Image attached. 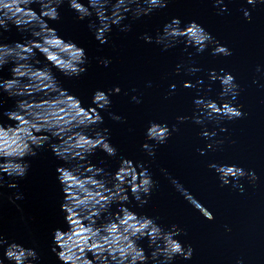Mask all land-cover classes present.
Listing matches in <instances>:
<instances>
[{"label":"water","instance_id":"95a60500","mask_svg":"<svg viewBox=\"0 0 264 264\" xmlns=\"http://www.w3.org/2000/svg\"><path fill=\"white\" fill-rule=\"evenodd\" d=\"M79 2L92 5L90 17L78 19L64 0L52 21L41 7L49 0H0V19L12 20L0 28V259L16 243L24 248L11 250V264H143L141 249L146 264H167L152 252L175 239L192 256L170 264H264V3L163 0L166 7L147 11V0L129 10V0ZM174 18L182 31L164 32ZM109 25L101 44L96 30ZM70 42L86 54L79 76L64 75L79 59ZM217 46L231 55H214ZM97 91L110 100L103 109L102 99L93 103ZM225 104L242 116L224 115ZM153 123L169 129L163 144L147 137ZM19 164L26 174L9 177ZM228 167L245 175L230 177ZM144 169L153 187L140 193L141 205L133 189ZM173 226L179 235L164 234Z\"/></svg>","mask_w":264,"mask_h":264},{"label":"clouds","instance_id":"9594fccd","mask_svg":"<svg viewBox=\"0 0 264 264\" xmlns=\"http://www.w3.org/2000/svg\"><path fill=\"white\" fill-rule=\"evenodd\" d=\"M25 2H29V0H25ZM67 2L69 4V7L73 11L78 13V19L83 20V19L91 16L90 8L92 7V5L85 6L84 4L79 2V0H67ZM134 2H136V0H129V2L127 4V9L128 10H129V5H131ZM217 2L218 3H223V0H217ZM256 2H257V0H247V3L250 4V5H255ZM260 2L264 3V0H260ZM62 3H64V0H56L55 7L52 6L51 0H49L48 4L41 3V7L42 8L48 9V11H46L44 13V15L47 16L49 20H52V21L58 20L59 19V13H58V11L56 9ZM147 3L149 4V8H148L147 11H151L152 9H155V8L166 7V3L163 2V0H147ZM5 6H7V5H5ZM225 10H226V8H222L221 9V11H225ZM140 14L141 13H136L137 16H139ZM144 14H147V12H144ZM31 15L33 17H35V13H31ZM244 16H245V18L250 19V13L247 10H244ZM8 21L12 22L11 17H8L7 15L3 19H0V28H3L5 31H8L9 30L8 29ZM117 25H119V24H117ZM172 25H176L177 26V30L178 31H182V30L179 29L180 20L178 18H174L171 21L170 24L165 26L164 32L168 28H170ZM190 25L196 26V27H198L200 29V31L205 35L206 43H214L215 42V41H213V38L210 36V34L206 33L201 26H199L195 22H191ZM89 27L92 28L93 25L90 23ZM110 28H111V25L106 27L104 30H101L100 27L97 28L96 34H95V38L97 40H99L101 44L107 42L106 38H105V33L110 31ZM128 30H129L128 28L122 29V31H128ZM164 32H163V34H164ZM144 39H145L146 42H149V43L151 42V39L149 37H147V36H145ZM177 39H179V37L175 38L174 40H177ZM57 43H63V39L57 41ZM157 43H161V38L157 39ZM206 43L204 44L203 47L199 48V51H203L204 50V47L206 46ZM5 46H7V45H5ZM67 47L70 48V49H74L75 50V54L78 55L79 59H78L77 63L75 64V66L72 68V70L70 72H64V75L69 76V77L79 76V75H81L82 73H84L86 71V68L80 67V65L85 64V61H86L85 51H84L83 48H80L75 43H71V42L68 43ZM43 51L46 52L47 50L43 49ZM213 54L214 55L230 56L231 52L225 46H217L214 49ZM48 58L51 61H55L57 63V65L63 63V61H59L55 55H51ZM102 63L107 67L109 61L104 60V61H102ZM2 69H3V67H0V70H2ZM191 72L194 73L195 69L191 70ZM225 79L230 82V87H235V85L232 83L234 78L231 75H226ZM172 87L174 88L175 86L173 85ZM184 87L188 88V87H192V85L189 84V83H186L184 85ZM113 91L118 94L120 92V89L116 88ZM5 92L8 93L9 97L13 96V94L8 89H5ZM98 98L103 100L102 104H97L96 103ZM133 99L136 101V103H140V101L137 100L135 97H133ZM93 103L97 104L100 108L103 109V108L107 107L110 104V100H109L108 96L104 92L97 91L96 93H94ZM196 105H197L198 108H202V109L206 110V108L204 107V104H202L201 101L197 100L196 101ZM224 109L227 110V112L224 113V115L228 116L230 119L231 118H240L242 116V113L240 111L235 110L233 107H229L228 104L224 105ZM13 113L14 112L7 113L8 118L10 120H12V118H13ZM227 113H231V115H228ZM208 115H209V117L212 116V114L210 112H208ZM113 119H119V117H113ZM179 119L181 120V122H183V120L185 118L181 117ZM101 122H102V118L98 114H96V122H94V124L101 123ZM196 123H201V121L197 120ZM152 130H162V131L166 132V134L161 135L159 138H155V137H152L150 135V132ZM173 130H175V129H173ZM204 135L207 136L208 133H204ZM213 135H215V133H213ZM168 136H169L168 127L167 126H161V125H158V124H155V123L151 124L149 129H148V131H147V137L149 139H151V140H155L159 144H163L166 141V139L168 138ZM97 140H98V143L104 145V148H102L103 151H105V149H107L105 151L107 153V155H109V156H115L116 155L115 148L111 147L109 143L105 142L102 139H97ZM42 145L43 144L37 145V148L41 147ZM143 147L144 148H148L149 146L147 144H145V145H143ZM209 147H211V145H209ZM54 151L56 152L57 156H60L58 154V152L56 151V149H54ZM35 155H36V152L32 151L31 152V156H35ZM149 155H154V152L149 151ZM19 165H21V164H19ZM220 168H217L216 170L219 172ZM27 169H28V165L27 164H25L23 166L21 165V167H19V171L16 174L9 173L8 176L9 177H12V176L23 177L26 174ZM228 169H229V171H232V173H233L232 176H230V177L239 178V177H243L245 175V172L242 169L235 168V167H228ZM59 171H61V170H59ZM99 171H102V170H99ZM141 175L145 176L146 178L142 181L139 189L134 188L133 192L135 193L134 198L137 201H139L141 205H143V204L147 203V200L146 199L142 200L141 196H140V193L142 192L145 197L149 196L150 192H151V188L153 187V183L151 181L150 176L147 174V170L146 169L141 171ZM221 178H222L224 184H228V179H224L222 176H221ZM250 178L252 180H255L256 179L255 174H250ZM173 183L176 184L177 187L179 186V188H180V185L177 184L176 181H173ZM9 187H16V185L15 184H11V185H9ZM212 219H213V217L210 214L208 220H212ZM148 222L151 223L153 221L151 219H149ZM157 230H162V229L159 227ZM163 232H164V234L170 235L171 237H173L174 235H179L180 234L179 230H177L175 228V226H173V231L172 232H165V231H163ZM3 243H6V241H0V244H3ZM171 243H172L171 249L165 248L163 251H160L158 249H154L153 252H152V259L155 261V260L158 259V257L162 256V257L165 258V261L167 262V264H170V262L177 255L182 256L184 259H190L191 258V256H192V248H191V246H189L187 251H185V249L183 248L181 243H179L177 240L173 239L171 241ZM149 247H151V244H149ZM23 248L24 247L22 245H18L16 243H12V244L8 245V247L4 250L3 259H0V264H4V260L5 259L9 262V264H11V261L13 259V253H12L11 250L12 249H18L19 250V249H23ZM52 251H53V253H55L57 255L55 248H53ZM28 252H29V254L31 256L32 261L38 259L37 253H36V251L34 249H28ZM140 256H141V258L143 260V264H146L147 257L145 256L143 249H141V251H140Z\"/></svg>","mask_w":264,"mask_h":264}]
</instances>
